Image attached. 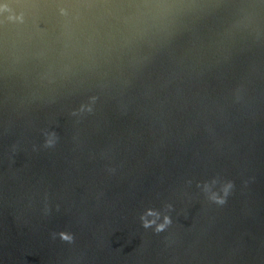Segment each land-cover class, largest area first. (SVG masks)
Returning <instances> with one entry per match:
<instances>
[{
	"label": "water",
	"instance_id": "1",
	"mask_svg": "<svg viewBox=\"0 0 264 264\" xmlns=\"http://www.w3.org/2000/svg\"><path fill=\"white\" fill-rule=\"evenodd\" d=\"M0 264H264V0H0Z\"/></svg>",
	"mask_w": 264,
	"mask_h": 264
}]
</instances>
